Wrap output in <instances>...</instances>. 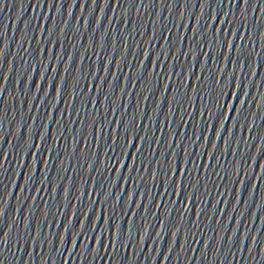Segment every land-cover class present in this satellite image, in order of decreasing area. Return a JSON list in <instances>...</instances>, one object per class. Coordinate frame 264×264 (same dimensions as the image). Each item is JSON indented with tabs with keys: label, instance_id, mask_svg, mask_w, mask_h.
<instances>
[{
	"label": "snow or ice",
	"instance_id": "6c2138e0",
	"mask_svg": "<svg viewBox=\"0 0 264 264\" xmlns=\"http://www.w3.org/2000/svg\"><path fill=\"white\" fill-rule=\"evenodd\" d=\"M229 46H230V42H229ZM144 55L147 56V52L146 51H145ZM154 63H155V61H154ZM201 67H203V65H201ZM185 80H187V76H185ZM56 91H57V95H59V92H60L59 86H57ZM221 99H223V94H221ZM225 115H227V111H225ZM222 123H223V121H221V124ZM128 127L129 126L127 124L124 125V128L125 129H127ZM219 134L220 133H219V129H218L216 135L219 136ZM113 142H115V136H113ZM130 143H131V133H129V140H128V144H130ZM124 151L127 152V148L124 147ZM137 151H139V145H137ZM185 159H186V157H185ZM120 163L121 164L123 163V160L122 159H121ZM118 170L119 169H117V171ZM173 171H174V167H173V169L170 170V175L172 174ZM184 171H185L184 162H183V164L181 162L180 173L183 174ZM167 183L168 182L165 181V187H167ZM178 190H179V181H177V191ZM73 242H74V240H73Z\"/></svg>",
	"mask_w": 264,
	"mask_h": 264
}]
</instances>
